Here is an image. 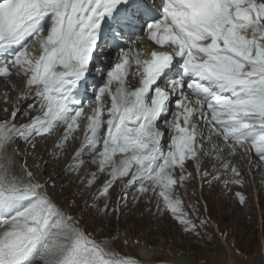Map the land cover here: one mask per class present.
<instances>
[{"label":"snow or ice","instance_id":"1","mask_svg":"<svg viewBox=\"0 0 264 264\" xmlns=\"http://www.w3.org/2000/svg\"><path fill=\"white\" fill-rule=\"evenodd\" d=\"M138 25L153 47L126 37ZM103 47L117 59L97 69L103 82L85 103ZM13 73L22 82L17 99L32 97L38 114L17 123L14 106L0 120V264H140L119 250V232L98 240L81 227L68 210L75 201L65 207L39 165L19 159L20 140L34 148L63 125V149L83 122L67 170L79 173L87 153L96 169L84 187L108 177L85 207L122 216L126 194L109 206L119 181L136 189L133 202L155 196L158 212L198 237L207 221L197 225L175 194L192 176L186 163L199 174L211 156L220 165L213 179L231 173L226 187L242 183L227 157L254 153L264 165V0H0V78Z\"/></svg>","mask_w":264,"mask_h":264},{"label":"rangeland","instance_id":"2","mask_svg":"<svg viewBox=\"0 0 264 264\" xmlns=\"http://www.w3.org/2000/svg\"><path fill=\"white\" fill-rule=\"evenodd\" d=\"M20 78L13 73L6 80L0 79L6 81L4 84L0 83V120L7 118L14 106L19 109L16 118L18 123H26L38 112V103L33 102L32 97L17 99L20 94L19 89L22 88L18 84L19 81L17 82ZM5 84L10 87L16 85V89L8 93L7 102L3 98L6 91L2 90ZM34 104L36 107H30ZM4 109L8 111L5 112ZM82 128L83 122L81 130L75 132L73 138L69 140L68 143H77L74 149H69L70 152L69 150L65 152L68 144L63 149L55 148L63 134V125L51 136L36 138L34 148L23 140L13 147L19 148L21 153L19 159L26 160L30 168L35 170L39 165L41 178L50 180V188L55 185L56 198L59 202L68 207L71 201H75L68 210L74 211L81 218V227H85L96 239L115 236L119 232V250L137 259L140 264H262L264 262V165L257 170L255 177L252 175L250 177L247 166L250 161L248 156L241 158L238 153L235 157H227L239 170L242 183L229 184L226 187L222 181L230 178L231 173H221L220 179H213L220 165L219 162L210 159L211 156H208L209 161L199 174L195 171L193 163L190 161V164L186 163V171L192 173V176L182 186H177L175 194L183 201L184 210L197 225L201 220L207 221L203 228H198L199 237L195 233H185L170 213L158 212L155 196L141 197L133 202L136 189L124 190L119 181L109 189V206L114 207L120 196L126 194L127 204L121 201L123 215L119 218L115 214L100 218L85 207V201L90 202L92 193L97 191L108 177L103 174L91 188L86 189L84 185L90 176L84 174L85 163L80 167L79 173L67 170V166L72 163L75 149L83 139ZM58 132L61 134L57 135ZM88 161L91 162V158ZM207 169L210 171L203 176ZM237 193L244 196L243 204ZM215 224L218 225L221 235L215 231L213 227ZM124 239L129 241L128 244L123 243ZM236 249H239L242 255H236ZM36 264H39V261Z\"/></svg>","mask_w":264,"mask_h":264},{"label":"bare ground","instance_id":"3","mask_svg":"<svg viewBox=\"0 0 264 264\" xmlns=\"http://www.w3.org/2000/svg\"><path fill=\"white\" fill-rule=\"evenodd\" d=\"M106 55V60L105 61H103L104 62V64H102L103 66H99V67H101V68H106V65H107V67H108V64L109 65H112L113 63H115V61H116V59H117V55H116V52H108V53H106L105 54ZM92 78L93 77H91V80H92ZM0 79H2V78H0ZM5 80H6V78H4ZM91 80H89V82L91 81ZM19 81V82H18ZM17 82H18V84H20V86L22 87V82H21V78L20 79H18L17 80ZM102 82V77L100 76L99 77V80L98 81H95V83H96V85H95V87H94V89H93V92H92V94L94 93V91H95V89L97 88V87H99L100 86V83ZM0 83L1 84H4V83H6V81H1L0 80ZM87 86H88V82H87ZM20 87V88H21ZM2 90L4 91H6L7 93H10V91L12 92L13 91V88L12 87H10V85H6L5 84V86H3L2 87ZM87 91V93L88 92H91V91H89V90H86ZM33 102H35V100L33 99L32 100ZM9 103V102H8ZM33 104V103H32ZM10 105V104H9ZM38 105V104H37ZM1 106V105H0ZM34 108V107H33ZM2 109V108H1ZM37 114H38V112H37ZM61 134V132H58V134L57 135H60ZM56 136V135H55ZM23 142V141H22ZM71 142V141H70ZM20 142H18V144H19ZM21 145V144H20ZM70 145H71V147H70ZM77 145V143H68V145H67V147L65 148V152L67 151V150H69V149H71V148H73L74 149V147ZM79 145V144H78ZM56 148V147H55ZM71 150H69V152H70ZM53 153V152H52ZM54 154H56V153H54ZM83 159H84V163H85V173L84 174H89V173H91V172H93V171H95V169H96V167H94V164H92L90 161H88L91 157H89L88 155H87V153H85L84 154V156L82 157ZM189 163V162H188ZM190 164V163H189ZM102 176H103V174H99L98 175V177H97V180L98 179H100V178H102ZM213 223V222H212ZM216 231V230H215Z\"/></svg>","mask_w":264,"mask_h":264}]
</instances>
